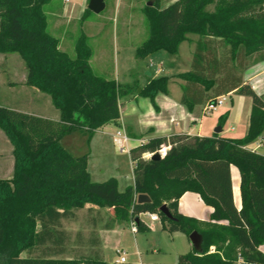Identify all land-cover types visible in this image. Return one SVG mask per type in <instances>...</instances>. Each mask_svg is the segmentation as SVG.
I'll use <instances>...</instances> for the list:
<instances>
[{"label":"trees","instance_id":"16d2710c","mask_svg":"<svg viewBox=\"0 0 264 264\" xmlns=\"http://www.w3.org/2000/svg\"><path fill=\"white\" fill-rule=\"evenodd\" d=\"M48 1L0 0V52L20 55L24 83L46 94L58 114L46 118L0 106V129L13 156L11 177L0 178V264H109L98 249L86 258H57L69 240L62 220L73 219L74 210L86 203L110 209L105 229L134 221L138 232L145 231L139 215L157 213L170 233L200 234V250L192 246L165 264H264L259 248L264 244V154L247 147L264 136V96L242 86L244 68L264 60V0H175L162 9L160 0L147 4L148 35L135 48L137 59L148 60L160 50L175 54L187 34L197 36L190 69L177 75L183 80L181 104L191 109L230 92L251 96L253 104L242 138L175 134L129 149L134 183L122 191L113 177L92 181L88 150L74 155L62 139L78 130L88 145L99 127L119 118L124 96L146 97L156 107L154 98L167 91L170 77L150 78L140 87L97 75L83 35L71 57L47 32L43 6ZM227 117L228 111L220 115L221 127ZM164 146L169 148L159 159L143 157ZM231 165L240 176L239 209ZM186 191L213 208L209 222L178 211L177 201ZM138 194L150 201L137 203ZM163 204L171 219L159 211ZM90 243L99 246L97 234Z\"/></svg>","mask_w":264,"mask_h":264},{"label":"rangeland","instance_id":"374dc122","mask_svg":"<svg viewBox=\"0 0 264 264\" xmlns=\"http://www.w3.org/2000/svg\"><path fill=\"white\" fill-rule=\"evenodd\" d=\"M50 1V0H49ZM48 1V2H49ZM105 8L95 14L91 11L85 12L81 17H58L51 14L49 8L50 3H45L43 11L46 17L47 32L58 41V48L65 51L69 56H74V45L80 35L85 37L86 43L92 51H96L94 41L101 44L103 51L100 52L101 59L93 63L96 74L113 79L117 77L122 84L129 82L131 75L133 82L142 87L149 71L154 74L158 72V67L161 70L159 74L170 75L176 71H186L189 67L190 56H192L196 35L187 34L188 39L182 41L178 51L175 54H169L164 50H160L161 54L157 57L148 60H140L134 57L132 46H139L148 35V21L145 16V8L151 0H104ZM154 6L155 0H152ZM175 0H160V8H164ZM58 5L60 0L57 1ZM56 2V3H57ZM54 3L52 12H56L58 7ZM211 9L212 7L209 6ZM95 26L101 28L100 32H94ZM92 30V31H91ZM117 35L115 40L113 37ZM190 50H192L190 52ZM98 53V52H97ZM190 55V56H189ZM97 56V55H96ZM173 58L178 64V68L172 69L166 66L164 59ZM162 59V60H160ZM254 62V61H253ZM164 63V64H163ZM252 63V62H251ZM190 69V67H189ZM188 69V70H189ZM24 71V72H23ZM26 67L23 59L17 52H0V106L8 108H21L24 105L28 93L22 88L25 83L20 81L22 72L25 73ZM140 79L141 83L137 80ZM180 79L171 77L168 88L173 95L181 93L179 86ZM132 83V82H131ZM48 100L49 97L42 93ZM124 96L121 99L127 98ZM231 97L234 100L232 108V117L227 122H224V134L229 136L243 135L244 124L240 112L241 106L237 97L226 96L224 105L217 107L215 110L203 117L204 132L211 135L219 126V117L226 111L231 109ZM143 108L144 103L141 105ZM131 110V105L122 108V114L125 116L128 123L138 130L135 125V118L128 114ZM127 111V112H126ZM244 115V112H242ZM58 116V114H57ZM56 116V117H57ZM238 122V123H237ZM135 125V126H134ZM234 127V130H230ZM115 131L116 127H111ZM71 137L62 139L69 151L74 154H81L88 150L89 156L87 161V170L90 172L92 181L102 182L110 177L116 179L117 187L125 189L132 185L131 180V161L128 154V147L136 145V142L129 141L128 149L120 151L116 144L111 141V137H105L104 141L99 142L97 138L88 146L86 144V136L82 131H74ZM221 133V132H220ZM242 133V134H241ZM7 137L0 129V152L4 157H0V177L9 175V158L6 143ZM248 148L264 154V136L256 138L250 143ZM149 158V155H146ZM119 181V186H118ZM121 191V190H120ZM75 217L73 219L62 220V227L68 233L69 240L66 245V251L57 258L77 259L90 257L94 250L98 249L101 257L109 264H118L113 258H118L120 255L115 252V248L126 253L128 262L131 259L138 258L137 252H141L144 261L148 264L149 261L156 259L165 262H174L179 254L184 253L187 247V240L184 234L177 233H147L139 232L133 234L130 231V223L124 229L122 235H112L106 231L100 232L103 237V249L105 255L101 254L100 247L91 245V238L97 234L98 228H103L104 223L110 216L108 207L99 206L94 203H86L84 207L74 210ZM141 219H148V216H141ZM264 250V244L261 245ZM159 250L154 253L152 250ZM210 252L214 251V247H210ZM86 264V263H82ZM125 264V263H120Z\"/></svg>","mask_w":264,"mask_h":264},{"label":"crops","instance_id":"0c3cea01","mask_svg":"<svg viewBox=\"0 0 264 264\" xmlns=\"http://www.w3.org/2000/svg\"><path fill=\"white\" fill-rule=\"evenodd\" d=\"M57 1L58 0H50L47 4L50 3V6H49L51 10L50 13L55 14L58 17L60 16L66 17V19L67 17H74V16L81 17L82 15L85 14V10L88 9L87 5H88L89 0H60L59 5ZM54 3L57 4L59 7L57 8L56 12H52V10H54L53 9ZM92 29H94V32H96V34L101 31L100 30L101 28H99L98 26H95ZM113 38L115 40H118L117 35H114ZM94 44H95V49L98 53L95 51H92L89 63H90V66L93 72L96 73L93 63L102 58V56H100V52L103 51V48L101 44H98L96 41H94ZM130 49L134 50L135 52V47L132 46ZM192 50H190V52ZM159 54H161L160 51L156 52L155 54L152 55L153 56L152 58L157 57V55ZM134 57H135V54H134ZM191 57L192 56H190V58ZM149 59H151V57ZM164 62H166V66L168 68H172V69L178 68V64H176V61L173 58L164 59ZM189 67H190V60H189ZM189 67H187L186 71H188ZM161 70L162 69L158 67V72L154 74H152L149 71L148 72L149 74L147 75L149 77L145 80V83H143V85H145L149 81L150 78H154L160 75H166V74H159ZM186 71H183V72H186ZM23 72H22L20 81L24 83L25 78H26V71L25 73ZM183 72L176 71L167 76H169L170 79L171 77H176L180 79L179 77H177V75ZM242 76H243L242 86H249L257 96H264V60L254 61L250 63L246 68H244L242 72ZM113 79L119 83H122L119 81L117 77H114ZM133 80L134 79L131 75L130 81L125 82V83H131L133 82ZM137 80L141 83L140 79L137 78ZM179 86L181 88V93H179L178 95L171 94L168 86H167L166 92H158L154 98L156 107H154V105L151 103V101L148 98L138 96V95L128 96L127 98L120 99L119 100L120 102L119 118L116 121L110 122L108 124H105L99 127L94 132L91 140L89 141L88 146L90 145V143L94 141V138H97L99 142H102L104 141L105 137L109 136L111 137V141L113 142V137L116 136L117 131H121L126 134L128 138V140L126 141L127 147H128L129 141L136 142V145H133L132 147H128L129 149L137 145L144 144L149 139L154 138V137H159V136H169V135H175V134H185V135H190V136H212L215 132H213L211 135H207V133L203 131L204 130L203 117L207 115V114H204L203 110L206 104L194 105L191 109H188L186 106L180 103V97L183 91L182 89L183 80L182 79H180ZM22 88H24V90L28 93L27 95L28 98H26L24 105L21 108H13V109L26 112V113H30V114H34V115H38V116H42V117H46V118H56L57 111L52 106L50 99L48 100L45 96H43L42 92H40L38 89L32 86H28L24 84L22 85ZM227 94L228 96L237 97L238 101L240 102L241 110L242 112H244V115L242 112H240V114L242 115V122L244 124V131H243V135H240L237 137L229 136V135L224 134L225 130L223 129V127H221V133H218V134L220 136L229 137V138H242L246 134L247 128H248L249 116H250V112H251V108L253 104L252 98L249 95L241 94V93L230 92ZM142 103L145 104L144 108L141 106ZM128 105H131V110L128 114H132L131 116H134L135 125L137 126L138 130H134L135 128L128 123L125 116L121 113L122 108ZM222 105H224V103ZM233 107H234V100L231 97V109H229L228 111V117L225 120V122L231 119ZM112 126L116 127L115 131H112L111 129ZM230 130L231 131L234 130V127H231ZM73 133L75 132H72L71 134L66 135L63 139L69 136L71 137ZM7 141L9 140L7 139ZM5 143L7 147L6 154L10 156L9 175H7V177H0V178H10L12 175V171H13L12 145L10 144V142L9 144L8 142H5ZM168 148L169 146H164L165 151H167ZM129 149H128V154H129ZM4 154L5 153L2 154L0 152V157L1 156L4 157ZM146 155H149V157L151 156L149 153H145L143 157L147 158ZM129 157H130V154H129ZM130 161H131L130 171H131V177H132L131 186H133L134 176H133V163H132L131 158H130ZM230 172H231V181H232L233 200H234V204L239 209L241 207L240 189H239L240 176H239L237 167L234 165H231ZM118 186H119V181H118ZM119 190L122 191L123 189H119ZM177 202H178L177 208L180 213L187 215V216H192L202 222L210 221L209 217H210V213L212 212L213 208L209 205H206L197 193L186 191L179 197ZM141 216H148V215L140 214L139 215L140 219H141ZM143 221L147 225L148 229L145 231H141V232H147V233H166L168 232L166 229H164L163 224L160 220L150 221L148 218L147 220L144 219ZM126 226H128V224L114 226L111 229H105V228L97 229V235L100 240L99 247H100V251L102 255L103 253L105 255V252H104L103 245H102L103 237L100 232L107 230L109 234L111 233L112 235L114 234L122 235ZM131 233L134 236V234H137L139 232L136 231L135 233L133 232ZM177 233H181V232H173L172 234L175 235ZM184 236L186 237V240L188 243L187 244L188 249L184 252L186 253L191 250L192 245L190 241L188 240L187 236L186 235ZM259 248L261 251L264 252L261 246ZM116 249H118V247L115 248V250ZM152 251L154 253L159 252V250H155V249H153ZM124 254L125 256H127L126 253ZM137 256L138 258L136 260L131 259L132 261L130 262H128V259L126 257L125 264H147L144 261L141 252H137ZM115 259L116 258H113L111 260H115ZM174 262H165V261L156 259L154 261H149L148 264H165V263H174Z\"/></svg>","mask_w":264,"mask_h":264},{"label":"built area","instance_id":"2783aa9c","mask_svg":"<svg viewBox=\"0 0 264 264\" xmlns=\"http://www.w3.org/2000/svg\"><path fill=\"white\" fill-rule=\"evenodd\" d=\"M227 95L228 94L220 95L215 101L206 103L204 110H203L204 114H209L210 112L215 110L217 107L222 106V104L226 100ZM127 140H128V138H127L126 134L124 132H121V131H117L116 136L113 137L114 144H116L117 147L119 148V150L122 152L126 151L128 149L126 146ZM165 153H166V151H165L164 147H162L159 150L160 156L161 157L164 156ZM150 155H152V154H150ZM142 214H147L150 221L159 220V216L157 213H142ZM130 230L133 233H135L137 231L136 224L134 221L130 222ZM115 251L117 254L120 253L118 258L115 259V262L118 264L125 263L126 262V256H125L124 252H121L120 249H116Z\"/></svg>","mask_w":264,"mask_h":264},{"label":"water","instance_id":"95a60500","mask_svg":"<svg viewBox=\"0 0 264 264\" xmlns=\"http://www.w3.org/2000/svg\"><path fill=\"white\" fill-rule=\"evenodd\" d=\"M148 4H151V1L148 2ZM105 3L103 0H89L87 8L93 12V13H99L104 9ZM139 91V89H138ZM215 133H220L221 132V126H218L215 131ZM161 156L159 153L155 152L153 153L150 158L151 159H159ZM136 201L137 203H144V202H149L150 199L146 194H138L136 197ZM159 211L162 212L167 218H172L171 213L169 212V210L167 209V206L165 204H163L160 208ZM135 221L138 220V216H135ZM188 239L191 243V245L197 249L200 250V243H201V236L200 234H198L197 231H193L189 234ZM89 264V263H88Z\"/></svg>","mask_w":264,"mask_h":264}]
</instances>
